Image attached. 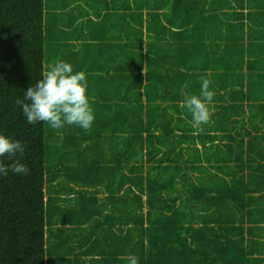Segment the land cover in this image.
Here are the masks:
<instances>
[{
    "label": "trees",
    "instance_id": "1",
    "mask_svg": "<svg viewBox=\"0 0 264 264\" xmlns=\"http://www.w3.org/2000/svg\"><path fill=\"white\" fill-rule=\"evenodd\" d=\"M57 61L85 73L87 131L16 104ZM0 134L30 170L0 177V264H264V0H0Z\"/></svg>",
    "mask_w": 264,
    "mask_h": 264
},
{
    "label": "clouds",
    "instance_id": "2",
    "mask_svg": "<svg viewBox=\"0 0 264 264\" xmlns=\"http://www.w3.org/2000/svg\"><path fill=\"white\" fill-rule=\"evenodd\" d=\"M211 81L201 77L200 96H186L182 107L192 116V126L197 134L203 131L202 125L211 120L210 105L214 92L210 90ZM27 101V102H25ZM16 104L21 106L23 115L28 124L44 122L52 129L59 130L65 125H76L89 130L94 121V111L87 95V81L83 71L74 73L73 66L64 61H57L47 66L42 78L35 86L28 87L24 100L17 99ZM25 145L18 140H12L0 134V157L7 156L10 163L5 165L0 160V177L13 174L26 175L29 168L18 159L22 156ZM128 264H138V257H127Z\"/></svg>",
    "mask_w": 264,
    "mask_h": 264
},
{
    "label": "crops",
    "instance_id": "3",
    "mask_svg": "<svg viewBox=\"0 0 264 264\" xmlns=\"http://www.w3.org/2000/svg\"><path fill=\"white\" fill-rule=\"evenodd\" d=\"M105 11V8L104 10ZM104 51H107V50H102L100 53H103ZM116 53L113 52L112 55V59H110L109 61H105L104 64L102 65H97L95 64V67L98 68V70H100L101 72H96L95 75H103L104 73L106 74V76H112L115 72H118V71H122L123 70V67H119L120 66V57L117 55H115ZM105 69V70H104ZM109 71V73H106L105 71ZM114 72V73H113Z\"/></svg>",
    "mask_w": 264,
    "mask_h": 264
},
{
    "label": "rangeland",
    "instance_id": "4",
    "mask_svg": "<svg viewBox=\"0 0 264 264\" xmlns=\"http://www.w3.org/2000/svg\"><path fill=\"white\" fill-rule=\"evenodd\" d=\"M44 54L46 55V52H44ZM64 233H65L66 238H62V243H65L66 241H68L69 245L71 246L72 243L69 241V239L71 238L69 232L65 231ZM67 237H70V238L67 239Z\"/></svg>",
    "mask_w": 264,
    "mask_h": 264
},
{
    "label": "bare ground",
    "instance_id": "5",
    "mask_svg": "<svg viewBox=\"0 0 264 264\" xmlns=\"http://www.w3.org/2000/svg\"><path fill=\"white\" fill-rule=\"evenodd\" d=\"M129 228V227H128Z\"/></svg>",
    "mask_w": 264,
    "mask_h": 264
}]
</instances>
